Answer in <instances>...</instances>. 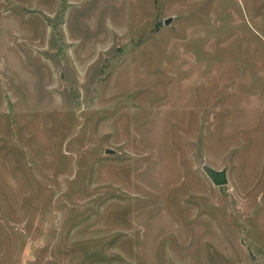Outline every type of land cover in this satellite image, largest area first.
I'll use <instances>...</instances> for the list:
<instances>
[{"label":"rangeland","instance_id":"obj_1","mask_svg":"<svg viewBox=\"0 0 264 264\" xmlns=\"http://www.w3.org/2000/svg\"><path fill=\"white\" fill-rule=\"evenodd\" d=\"M0 264H264V0H0Z\"/></svg>","mask_w":264,"mask_h":264},{"label":"water","instance_id":"obj_2","mask_svg":"<svg viewBox=\"0 0 264 264\" xmlns=\"http://www.w3.org/2000/svg\"><path fill=\"white\" fill-rule=\"evenodd\" d=\"M171 18L164 20V24H168ZM110 149H106V152H110ZM112 152V151H111ZM202 170L211 182L216 186L225 185L228 182L227 168L216 169L207 164H203Z\"/></svg>","mask_w":264,"mask_h":264}]
</instances>
